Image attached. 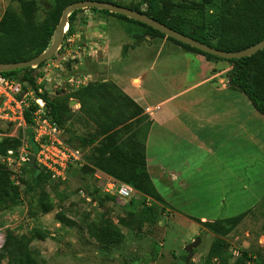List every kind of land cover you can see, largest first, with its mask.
<instances>
[{
    "label": "rangeland",
    "instance_id": "1",
    "mask_svg": "<svg viewBox=\"0 0 264 264\" xmlns=\"http://www.w3.org/2000/svg\"><path fill=\"white\" fill-rule=\"evenodd\" d=\"M27 1L35 7L38 23L49 18L52 7L49 0ZM115 1L129 4L139 0ZM6 8L20 11L17 0H0V14ZM210 12L209 7L204 11L172 10L173 15L179 16L189 28L194 26L196 31L203 29L196 26L195 20H202ZM99 15L90 9L76 12L73 15L74 32L70 34L66 30L54 56L33 68L35 74L51 79L42 80L45 94L67 104L66 110L61 111L59 124L62 137L68 146L80 150L85 162L80 167H72L65 180H51L45 187L38 183L37 176L28 166L11 172V180L18 185L20 197L9 208L0 211V236L8 229L14 233L27 232L32 227L44 230L47 237L36 239L30 245L40 264H204L213 243L229 256L230 262L236 258L235 252L245 249L250 255L247 263L264 264V129L259 131L258 122L256 142L252 132L239 130L236 133V128L234 134H228L231 137L222 132L206 135L204 144L199 147L188 132L181 136L168 134L161 140L152 139L149 155L155 156L156 163H162L165 171L174 169L180 173L177 180L167 183L153 178L164 202L140 192L121 199L108 190L112 178L94 166L95 160L115 151V144L129 148L131 136L138 142L140 151L150 121L142 113L133 116L135 106L116 89H107L112 95L106 100L92 98L71 88L66 77L74 74L77 78L78 74L82 78V75L90 74L92 84L108 81L104 79L105 66L101 61L105 44L119 54L114 65L126 78L137 75L142 68L147 71L154 57L132 59L141 53L132 49L140 41L142 31L147 33L146 28L104 13L103 21H98ZM152 45L151 48L149 43H146L147 47L145 43L142 45V49L154 51L159 58L155 60L154 70L146 72L147 88L166 92L170 81L174 85L198 81L197 63L185 66L183 58L174 52L168 53L173 41ZM137 60L142 61L137 63ZM218 63L223 65L220 69L223 72L218 75V83L222 85L232 64L226 60ZM24 72L20 70L14 74L22 77ZM184 75V80L180 81ZM29 133L28 129L14 124H0V143L4 147H17L24 138L28 142ZM188 137L194 142L187 141ZM182 179L185 182L182 183ZM42 190L49 193L52 210L43 213L35 201L30 212L28 200H36ZM58 211L64 212L74 224L59 221L55 217ZM245 211V217L227 235L215 233L205 225L206 221ZM196 237L200 242L190 246ZM1 248L0 264H8Z\"/></svg>",
    "mask_w": 264,
    "mask_h": 264
},
{
    "label": "trees",
    "instance_id": "2",
    "mask_svg": "<svg viewBox=\"0 0 264 264\" xmlns=\"http://www.w3.org/2000/svg\"><path fill=\"white\" fill-rule=\"evenodd\" d=\"M17 1L20 5L19 12L12 8H6L0 16V62L27 60L46 50L52 41L53 32L63 8L68 3L78 0H49L52 5L49 18L42 23H38L35 20V7L33 4H30L27 0ZM101 1L113 2L142 12L179 32L221 50L234 51L244 49L264 39V0H200L199 2L188 0H139L136 3L129 4L115 0ZM143 5L145 8L142 7ZM206 7H209L211 10L209 15L202 20H195L196 22H194L196 26L203 29L201 31H196L194 26L189 28L179 16L172 13V10L175 8H191L204 11ZM85 9L113 15L139 24L146 28L147 34L151 37H166L185 49L204 55L208 60L229 61L232 64V68L227 74L229 86L242 92L249 99L254 109L264 116V48L250 56L223 59L165 36L162 32L147 24L121 14L97 8H84L70 13L68 15V33L74 32L73 15ZM44 62L36 66H41ZM33 68L34 66H29L2 73L15 76V72L24 70L23 76L19 77L20 80L33 87L36 94L44 98L52 119L60 124L61 111L66 110L67 104L49 98L45 92H37L36 80L41 75L39 73L35 74ZM91 82L89 81L87 84L75 89H77L80 95H87L92 98L99 97L106 100L112 95V92L107 89L114 88L128 102L135 106L136 114H132L133 116L142 113L150 121L149 116L144 110L114 82L106 81L96 84H92ZM95 90H98L100 93L97 94ZM34 108L35 105L31 104L29 110ZM29 110H26L25 117L28 122H31ZM150 125L151 121L148 124L144 144L141 145L140 151L138 149V142L131 136L130 140L132 144L129 148L121 144H115V151H109L106 156L97 158L94 166L117 182L131 185L135 190L134 193L140 192L154 200L164 202L163 197L157 190L146 169L145 140ZM113 132H116V130ZM0 146H2L0 147V154H5L9 148H16L13 146L4 147L1 143ZM25 166H28L33 171L38 178V183H42L44 187L52 180L49 173L36 167L35 164L29 163ZM19 197L20 191L18 185L14 184L11 180V170L0 162V211L9 208ZM49 198V193L42 190L36 200H28V210L30 212L33 210V203L36 201L43 213L51 211L53 204ZM246 213L245 211L235 216L206 221L205 225L215 233L227 235L240 223ZM55 217L62 223L68 225L74 224V221L62 211L56 212ZM46 237L47 233L37 227H32L27 232L21 233H14L10 229L6 230L4 233V244L1 249L7 256L8 264H40L34 257L30 245L32 241ZM249 258L250 255L247 250L242 249L240 255L230 262L229 256L221 250L217 243H213L206 254L204 264H249L247 263V259Z\"/></svg>",
    "mask_w": 264,
    "mask_h": 264
},
{
    "label": "crops",
    "instance_id": "3",
    "mask_svg": "<svg viewBox=\"0 0 264 264\" xmlns=\"http://www.w3.org/2000/svg\"><path fill=\"white\" fill-rule=\"evenodd\" d=\"M97 18L98 21H103V13H100ZM141 35L138 44L135 43L133 49L131 48L135 51L140 50L141 53L133 56L132 59L135 60L140 56L142 59L154 57L147 71L142 68L138 70L137 75L131 78L122 76L114 65V59L119 57V54L112 52V49H109L106 44L103 46L104 52L101 61L105 66L104 79L114 82L149 116L151 125L145 140V156L146 169L152 181L153 178H157L159 181L167 183L170 180L179 178V172L174 169L165 171L162 163L159 161L156 163L155 156L149 155L152 152L150 149L149 153L148 147H153V140H161L168 134L181 136L184 132H188L192 135L193 140L197 141L199 147L204 144L206 135L220 132L228 135L242 130L244 133L246 131L252 132V139L256 142L258 134L256 123H259V131L261 128L264 129V116L251 109H254V107L242 92H236L238 90H234L229 86L227 75L224 83L219 84V72H223V70H220L223 65L218 63L220 60H208L204 55L185 49L173 42V47L168 49V53L174 52L180 58H183V65L185 66L197 63L198 81L194 84H185L186 82H184L178 85H174L170 81V84L166 87L168 91L174 89L171 93H168V91L163 92L158 88H147L145 85L146 72L154 70L155 60L159 58L154 51L142 49V45L145 43V47H147L146 43H149L150 47H148L151 48L152 44L164 45L169 39L161 36L151 37L145 31H142ZM140 61L142 60L135 62L140 63ZM155 77L159 78V76ZM184 78L185 75L179 80L183 81ZM192 92H196V94L190 95ZM235 128L236 130L233 132ZM228 137H231V135H228ZM181 139L185 140V136H182ZM186 140L194 142L190 141L189 137ZM209 140L211 141V139ZM181 182L185 181L182 179Z\"/></svg>",
    "mask_w": 264,
    "mask_h": 264
},
{
    "label": "built area",
    "instance_id": "4",
    "mask_svg": "<svg viewBox=\"0 0 264 264\" xmlns=\"http://www.w3.org/2000/svg\"><path fill=\"white\" fill-rule=\"evenodd\" d=\"M67 30V29H66ZM65 30V32H66ZM61 74V73H60ZM90 74L82 75V78L71 74L66 81L71 88H78L87 84ZM51 81L46 75L36 80L37 92L43 93L42 80ZM31 104L34 109L29 110ZM29 110L31 122L25 117ZM0 124H14L18 128L28 129V142L25 138L16 148H9L5 154H0V162L5 164L11 172L23 168L32 163L34 158L36 167L50 174L53 181H63L67 178L72 167L82 166L85 162L83 154L77 148L67 145L62 137V129L50 115V110L44 98L37 95L33 87L21 81L19 77L6 75L0 72ZM110 189L119 198L127 199L133 195L131 185L123 182L109 183ZM4 244V235L0 236V247ZM236 257L240 251L235 252Z\"/></svg>",
    "mask_w": 264,
    "mask_h": 264
},
{
    "label": "water",
    "instance_id": "5",
    "mask_svg": "<svg viewBox=\"0 0 264 264\" xmlns=\"http://www.w3.org/2000/svg\"><path fill=\"white\" fill-rule=\"evenodd\" d=\"M84 8H97L102 10H108L109 12L117 13L124 15L126 17L132 18L144 24L151 26L154 29L162 32L165 36L174 38L182 43L188 44L191 47H195L205 53L213 54L223 59H233L241 58L245 56H250L257 51L264 48V39L259 42L248 46L244 49L227 51L215 48L205 42H201L192 38L189 35H186L182 32H179L166 24L159 22L158 20L134 9L115 4L113 2L101 1V0H78L71 3H68L62 10L59 21L57 22L53 38L50 45L41 52L40 54L29 58L27 60H21L18 62H0V72H8L17 69H22L29 66H36L37 64L44 62L50 59L57 50L60 48V45L63 40L64 32L68 27V15L75 10L84 9ZM74 102H71L73 104ZM34 163V158L31 160ZM200 242V238L196 237L190 246H196ZM189 254H191L190 247L187 248Z\"/></svg>",
    "mask_w": 264,
    "mask_h": 264
}]
</instances>
